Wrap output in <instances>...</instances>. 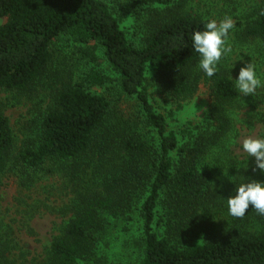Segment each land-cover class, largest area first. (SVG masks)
I'll return each instance as SVG.
<instances>
[{
    "label": "trees",
    "instance_id": "16d2710c",
    "mask_svg": "<svg viewBox=\"0 0 264 264\" xmlns=\"http://www.w3.org/2000/svg\"><path fill=\"white\" fill-rule=\"evenodd\" d=\"M212 2L196 9L193 0H0V88L51 97L19 144L0 110V188L12 171L31 190L51 168L69 197L58 208L66 218L59 234L31 259L0 215V264H106L116 245L107 228L134 220L135 264H264V216L251 205L244 218L229 216L234 185L213 184L229 164L237 183L252 175L229 147L245 103L225 63L209 79L191 46L205 17L228 14L235 44L264 53V0ZM127 15L133 38L122 28ZM61 41L77 47L86 71L76 75L72 59L59 56ZM97 52L113 77L89 67ZM149 66L175 103L208 87L201 122L170 127L147 87Z\"/></svg>",
    "mask_w": 264,
    "mask_h": 264
},
{
    "label": "rangeland",
    "instance_id": "374dc122",
    "mask_svg": "<svg viewBox=\"0 0 264 264\" xmlns=\"http://www.w3.org/2000/svg\"><path fill=\"white\" fill-rule=\"evenodd\" d=\"M212 1L218 0H204L209 5H216ZM199 4L200 0H193V5L196 9L201 8V4ZM221 18L222 16L215 17L217 20ZM4 22L5 19H0V25ZM122 28L126 30L129 37L133 38L134 18L127 15L122 23ZM235 41V34L232 31L230 43L236 55L224 58L222 61V63H225L224 65H226L228 73H230L234 60L241 57H243V61H236L234 68L231 70L233 78L238 75L242 64L251 60L257 64L258 71L264 72V53H261L257 49L252 51V48L239 47L235 44ZM58 49L60 50V57L71 58L72 62L76 64L74 67L76 75L88 69V67L80 62L79 54H76L77 47L73 43L61 41L58 44ZM89 67L108 77L114 76L100 52H97L96 61L90 63ZM155 74L154 68L149 66L146 74L147 87L152 94L153 103L158 111L167 117L172 129L185 127L189 124L196 125L204 119L205 115L203 113H200L202 118L196 114L192 98L175 103L172 99L161 93L154 82ZM90 90L99 94L105 91L103 88H91ZM196 95L206 97L198 98L197 108L201 104L206 103L207 106L209 105V90L205 84L200 85V89ZM50 100L51 97L48 95L27 98L26 96L18 95L16 92L0 88V110L9 119L10 125L16 134L18 144L27 137L26 134L29 135L31 120L38 115L39 111L48 106ZM241 100L242 103H245V106L240 108L235 114L237 126V136L235 139L240 138L242 127L248 131L264 130V122L259 120L261 116L264 118V90H259L258 95L254 97L242 96ZM237 116L240 117V122H238ZM244 121L247 124H243ZM232 149L236 155L239 146L236 145ZM237 157L240 160V157ZM49 169L51 168H47L45 171L49 172ZM48 172L40 171L38 173L37 182L31 190L21 186L20 182L18 183V175L12 171L1 179V218H3L5 224L14 230L20 246L28 252V259L42 255L45 248L50 245L53 237L59 234L63 219H66L58 213V208L60 207L59 209H61L69 201L66 193L64 191L60 192L64 188L63 181L59 179L58 175H50ZM114 223H116V227L114 228L112 224L111 227L107 228V233H109L116 245L113 247L114 250L111 252V256L108 258L106 264H135V258L138 255V249L135 246L139 237V228L141 227L138 220H134L130 226L126 225V223L124 225L122 222Z\"/></svg>",
    "mask_w": 264,
    "mask_h": 264
},
{
    "label": "clouds",
    "instance_id": "9594fccd",
    "mask_svg": "<svg viewBox=\"0 0 264 264\" xmlns=\"http://www.w3.org/2000/svg\"><path fill=\"white\" fill-rule=\"evenodd\" d=\"M261 14H264V12ZM234 28L235 20L231 15L225 14L219 20L205 17L203 28L193 30L191 46L198 55L197 67L205 77L211 79L216 76L222 67L223 59L236 55L230 43V35ZM236 61H243V57L234 60L231 70L234 68ZM231 70L229 78L234 81V87L240 94V99L242 96H257L259 90H264V72L258 71L257 64L252 60L242 64L235 78L232 77ZM198 98L206 97L203 95L192 97L196 114L201 117L200 113L208 114L209 108L206 103L197 108ZM237 120L240 122L239 116H237ZM243 124H247L246 121ZM236 145L239 146L236 155L240 157L242 162L247 163L246 170L241 171L247 172L250 170L252 175H243L244 179L237 183L234 177L238 174H229V170L235 167L233 164L219 167L222 173L217 177L219 184L213 183L215 191L224 187L225 179L234 185L227 198H225L229 216L238 219L244 218L250 205L259 215L264 216V179L256 178L257 176H264V130L248 131L242 127L240 138L233 139L229 147L232 148ZM235 169L237 170L236 167Z\"/></svg>",
    "mask_w": 264,
    "mask_h": 264
}]
</instances>
